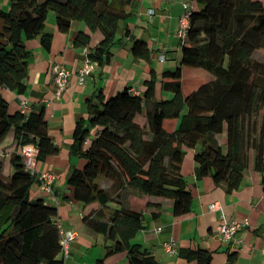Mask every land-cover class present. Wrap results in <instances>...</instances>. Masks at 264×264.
I'll list each match as a JSON object with an SVG mask.
<instances>
[{
    "label": "trees",
    "instance_id": "16d2710c",
    "mask_svg": "<svg viewBox=\"0 0 264 264\" xmlns=\"http://www.w3.org/2000/svg\"><path fill=\"white\" fill-rule=\"evenodd\" d=\"M133 1L7 0L5 7L0 6V89L17 95L26 91L32 52L25 42L39 37L41 45L50 48L52 34L45 31L49 11L54 12L60 31L69 30L73 23L83 24L85 29L72 38L73 46L87 47L91 61L107 64L111 48L122 40L117 39L121 25L128 34L127 7ZM191 2L190 26L176 67L163 70L160 78L152 69L142 93L125 87L105 97L99 91L94 100L87 99V125L80 120L73 131L70 156L82 157L84 165L73 167L66 183L73 200L99 205L82 219L104 236L105 256L125 252L126 262L113 264L160 262L133 241L144 228L142 212L119 204L105 216L112 197L97 182L99 178L109 180L114 191L129 187L171 199L172 214L182 216L191 211L193 197L181 164L186 149H193L197 180L209 176L232 191L252 160L264 192V63L253 58L255 51H264V0ZM94 32L101 38L89 46ZM130 50L136 58L150 59V49L140 39L132 42ZM197 69L212 77L198 81L195 74L201 71ZM157 83L163 92L172 93L170 99L156 98ZM44 111V106L27 113L11 111L0 93V146L9 134L15 145L9 155L8 179L2 172L0 149V264H63L52 222L57 208L45 198L31 197L38 179L25 170L19 153L25 144L35 146L38 161L58 152ZM168 120L176 121L171 130L165 124ZM224 128L223 149L217 135ZM91 131L93 137L85 147ZM177 254L185 264H212L213 251L201 246L180 247ZM235 260L236 253H229L224 264ZM96 264H105L104 259Z\"/></svg>",
    "mask_w": 264,
    "mask_h": 264
},
{
    "label": "crops",
    "instance_id": "0c3cea01",
    "mask_svg": "<svg viewBox=\"0 0 264 264\" xmlns=\"http://www.w3.org/2000/svg\"><path fill=\"white\" fill-rule=\"evenodd\" d=\"M188 0H134L127 7L128 34L122 28L118 30L122 38L113 45L112 56L107 64L96 65L92 73L83 84L77 81V71L84 62L83 48L73 46L72 38L78 30H84L81 23H73L69 30L60 31L55 19L50 17L45 31L51 32L52 40L49 49H45L40 38L36 37L25 42L31 50L32 56L28 65L27 89L22 95L3 88L0 93L9 103L11 111L19 110L20 101L26 100L29 109L44 106V117L47 122L49 135L58 152L48 156L44 161L36 160L35 171H52L56 174L53 184L58 203L49 201L57 208L56 216L65 229L75 230L77 237L71 247L68 264H96L104 259L105 264L126 262L125 252L105 256V239L100 233L94 232L83 222V215L99 208L97 203L81 204L71 198V191L66 179L70 170L81 168L84 159L79 156H70L72 135L76 123L82 121L87 125V99L94 100L99 91L105 96H111L125 87H131L136 93H142L144 81L154 69L157 78L163 70L174 69L180 58V42L175 34L179 17L182 13V3ZM191 1V0H189ZM7 0H0V6L5 7ZM152 10L149 13V10ZM101 38L99 32L91 34L89 46H95ZM144 41L150 49V59L136 58L132 55L130 46L134 40ZM164 54L161 62L159 56ZM63 64L72 74L67 88L60 99L53 96V79L50 73L51 65ZM156 98H162L163 91L159 83L156 85ZM49 99L50 103H46ZM168 130L175 127V120L165 122ZM93 137L91 131L85 141L87 147ZM15 145L12 135L9 134L0 146L9 158ZM195 161L193 151L186 150L181 172L191 191L193 200L191 211L182 216H174L171 212L172 200L168 198L147 196L135 189L125 187L114 191L109 180L101 179L102 188L109 191L112 200L104 208L107 216L115 207L125 206L140 211L144 216V228L137 233L134 242L147 248L160 264H185L183 259L176 255H169L162 246L164 240L174 239L177 248L201 246L213 251V264H224L229 253H236L234 264H264V192L260 183L259 173L253 169L252 160L245 170L239 186L228 191L224 183L215 184L211 177L205 176L197 180L194 174ZM32 198H44L39 182L31 189ZM45 199L47 197L45 196ZM212 203H218L226 218L242 221L247 218L249 224L238 230L237 237L241 240L222 244L216 230L220 221V210L210 209ZM159 211L158 217L152 212ZM157 227L161 231L157 232Z\"/></svg>",
    "mask_w": 264,
    "mask_h": 264
},
{
    "label": "built area",
    "instance_id": "2783aa9c",
    "mask_svg": "<svg viewBox=\"0 0 264 264\" xmlns=\"http://www.w3.org/2000/svg\"><path fill=\"white\" fill-rule=\"evenodd\" d=\"M193 8L194 6L191 1H184L182 3V13L179 17L177 28L175 31V34L179 38L180 44L187 38V33L190 26V16ZM151 12L152 10L150 9L149 13ZM83 52L85 55L84 62L77 71V81L79 84L84 83L85 79L92 73L95 64L87 57V47H83ZM159 60L161 62L165 60L164 54H161L159 56ZM50 73L53 79L52 93L54 99L58 100L67 88L72 73L63 64L57 62H54L51 65ZM132 90L136 92L134 89ZM45 102L50 103L49 99H45ZM20 107L23 113H27L29 105L26 100L22 99L20 101ZM19 153L23 157L25 170L33 174L38 179L40 190L44 193V198L45 196L47 197V199L45 200L47 202L52 201L55 204L58 203L59 199L56 196L53 188L56 174L52 171H43L40 173H37L35 171V163L37 160V149L35 148V146L32 144L22 145L19 149ZM210 209L220 211L222 210L221 206L218 203H212L210 205ZM52 222L59 235L61 245L60 255L63 260V264H68L67 259L71 255V247L77 237V233L75 230L65 229L59 222L56 214L52 217ZM248 224L249 221L247 218L243 219L242 221H238L236 219H228L224 215L223 211H221L220 221L216 230L218 239L222 244H230L235 240L241 242V240L237 237L238 230L241 227L247 226ZM156 231L160 232L161 227H157ZM262 236L264 239V230L262 232ZM162 246L167 254L171 256L177 254L178 248L174 239L164 240L162 242ZM262 253L264 254V248L262 249Z\"/></svg>",
    "mask_w": 264,
    "mask_h": 264
},
{
    "label": "rangeland",
    "instance_id": "374dc122",
    "mask_svg": "<svg viewBox=\"0 0 264 264\" xmlns=\"http://www.w3.org/2000/svg\"><path fill=\"white\" fill-rule=\"evenodd\" d=\"M50 17H52L53 19H55V14H54L53 11H49L48 16H47V20H46V25L48 24ZM120 28H123V26L121 25ZM120 38H123V37H121L119 35V32H118L117 33V39L119 40ZM118 40H116L115 42H117ZM253 58L256 59V60H258V61H261L262 63H264V51H261V50L255 51L254 54H253ZM95 64L98 65L97 63H95ZM197 70H200L201 71L200 72L201 74H195V76H196V78H197L198 81L208 80L209 78L212 77L210 74H208L207 72H205V71H203L201 69H197ZM203 72H205L208 77H206V75H203L202 74ZM188 77H189V74L186 73L185 74V79H188ZM185 88H188V84L187 83L185 85ZM171 97H172V93L171 92L164 91L163 94H162V98H164V99H170ZM139 120L142 121V118H139ZM225 128H224L223 132L221 133V135H217V138L221 142V144L223 146V149L225 148V138H226V129ZM190 150H192L193 151V154H194V150L193 149H190ZM1 152L3 153L2 155L4 157L3 170H2V172H3L4 176L8 179L9 167H10L9 158L4 156L5 153H6L4 151V148H3V150H1ZM259 176H260V174H259ZM100 180H101V178L97 179V182L100 183L101 182ZM35 186H36V183H34L32 187L34 188Z\"/></svg>",
    "mask_w": 264,
    "mask_h": 264
}]
</instances>
